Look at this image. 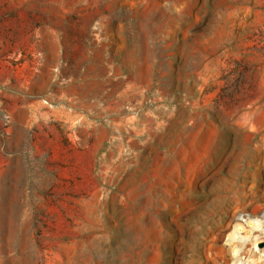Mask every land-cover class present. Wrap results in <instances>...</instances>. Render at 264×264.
<instances>
[{"label":"rangeland","instance_id":"1","mask_svg":"<svg viewBox=\"0 0 264 264\" xmlns=\"http://www.w3.org/2000/svg\"><path fill=\"white\" fill-rule=\"evenodd\" d=\"M250 216L264 0H0V264H230Z\"/></svg>","mask_w":264,"mask_h":264},{"label":"bare ground","instance_id":"2","mask_svg":"<svg viewBox=\"0 0 264 264\" xmlns=\"http://www.w3.org/2000/svg\"><path fill=\"white\" fill-rule=\"evenodd\" d=\"M227 231V243L229 248V254L231 255L232 260L230 264H245L242 261V251L244 246L249 243L250 238L242 236V232H263L264 235V216L262 217H248L240 218L236 220L233 225H230L228 228L224 229L223 232ZM250 236V235H249ZM222 239L219 237L217 242H220ZM255 246V245H254ZM261 254H264V250L261 251ZM264 258V257H263Z\"/></svg>","mask_w":264,"mask_h":264},{"label":"crops","instance_id":"3","mask_svg":"<svg viewBox=\"0 0 264 264\" xmlns=\"http://www.w3.org/2000/svg\"><path fill=\"white\" fill-rule=\"evenodd\" d=\"M103 20V19H102Z\"/></svg>","mask_w":264,"mask_h":264}]
</instances>
